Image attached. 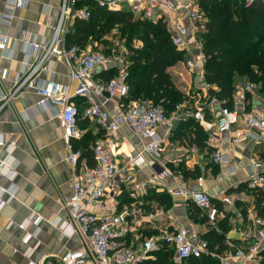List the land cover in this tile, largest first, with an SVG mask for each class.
<instances>
[{
	"label": "built area",
	"instance_id": "1",
	"mask_svg": "<svg viewBox=\"0 0 264 264\" xmlns=\"http://www.w3.org/2000/svg\"><path fill=\"white\" fill-rule=\"evenodd\" d=\"M80 1L61 0L59 14L51 24L52 35L39 43L29 44L37 53L36 63L17 76L13 92L6 96L8 100L23 90H33L40 97L41 105L53 103L58 107L56 116L66 144L72 187V193L64 201L68 219L59 220L58 225L62 235L77 236L82 248L66 252L56 264H142L153 258L154 251L160 245L173 251V264H183L190 258L204 255H212L219 260V264H263L260 253L264 251V218L257 214L251 219L254 229L252 236L256 241L249 246H238L227 239L225 244L228 249L224 253L212 249L204 236L184 226L173 227L171 231L166 228L161 234L151 236H143L139 227L144 197L151 188L165 187L172 196L191 200L204 213L209 225L216 228L221 210L208 191L196 186L169 188L166 185V169L161 172L154 170L148 178H139V175L144 165H164L165 144L176 122L186 117H194L207 128L211 140L217 133L234 130L239 124L245 128L235 131L233 143L264 138V110L249 108L252 103L248 95L258 90V84L240 82L233 94L231 106L224 104L226 100L222 102L218 99L222 106L214 121L207 118L204 107L188 111L184 109L185 103L178 105V110L171 114H167L164 106L151 98L134 99L126 104L125 99L130 91L127 81L129 64L117 50L120 49V43H116L112 53L93 48L91 41L85 46L68 44L67 35L73 31L76 20L88 21L91 17L89 6H79ZM84 1H95L110 10L128 9L142 20L158 22L162 19L169 23L171 39L177 49L188 53L186 66L189 70H194L199 61H205L203 42L199 35L206 28L207 17L201 9L200 0ZM238 1L247 8L258 1L264 2ZM28 3L29 0H10L1 22L9 24L16 9ZM185 17L190 25L183 22ZM7 44L8 38L0 34V46L4 48ZM56 60L67 63L70 76L68 84L55 78L43 80L39 77L43 71L51 70ZM111 68L116 69L114 77L107 80L98 78L99 73ZM6 76L7 71H4L2 77ZM204 88L207 91L219 89L208 82H205ZM77 97L86 101L82 111L75 102ZM109 102L115 104L112 110L106 106ZM80 118L94 121L105 131L104 138L91 144L93 165L87 161L80 162L84 158V150L76 144L83 135L78 127ZM123 127L130 130L135 150L125 154V163L121 162L119 148L114 141L115 134ZM161 128L164 133L160 132ZM3 144L0 141V145ZM11 145L14 146V143ZM209 156L217 164L230 161L229 154L220 148L212 149ZM253 164L257 168L261 165L259 162ZM0 169L9 174L10 179H14L15 171L11 163L0 161ZM247 185L250 189L264 191V175L258 171L251 172ZM127 191L130 198L126 201L122 197ZM3 193H10L9 199L3 200ZM14 193L13 186L0 187V210L15 196ZM222 201L233 203L229 195L222 197ZM158 212H149L146 220L152 221ZM37 219H42V216L38 214ZM26 226L27 222L19 227L25 229ZM30 237L31 234H28L26 240Z\"/></svg>",
	"mask_w": 264,
	"mask_h": 264
},
{
	"label": "crops",
	"instance_id": "2",
	"mask_svg": "<svg viewBox=\"0 0 264 264\" xmlns=\"http://www.w3.org/2000/svg\"><path fill=\"white\" fill-rule=\"evenodd\" d=\"M60 4L61 0H29L28 5L16 9L8 24L2 23L1 18L10 0H0V34L8 38L7 46H0V141L4 143L0 145V161L11 163L15 171L12 180L0 169V187L13 186L15 192V196L0 210V264H56L66 252L82 248L77 236L62 235L58 225L59 220L68 219L64 201L72 193L66 144L56 116L58 107L53 103L41 105L40 97L33 90H23L8 100L6 98L13 92L17 76L36 63L37 53L29 44L39 43L52 35L51 24L59 14ZM183 22L191 24L186 17ZM4 71H7L5 78L2 77ZM169 71L180 90L188 96L189 102L184 109L195 111L204 107L208 119H217L222 104L204 88V61H199L194 70L181 63ZM39 77L43 80L55 78L64 84L70 82L69 68L63 60H56L52 69L43 71ZM104 77L106 72L98 74V78ZM250 96V108L264 110V99L260 94ZM75 102L82 111L85 99L77 97ZM129 102L125 101L126 104ZM114 105L109 102L106 106L112 110ZM179 122H176L165 144L164 165H144L139 178H148L154 170L166 169V185L169 188L196 186L205 189L218 201L221 217L214 228L191 200L172 196L165 187H156L154 191L166 193L168 199L163 198L162 202L155 200L152 198L153 189L144 197L139 224L143 236L159 235L166 228L171 231L173 227L184 226L202 236L215 229L225 234V240L229 239L238 246L253 244L256 239L252 236L251 219L255 214L259 215L256 207L258 191L250 189L247 180L254 171L264 175V138L233 143L235 131L245 128L239 124L234 130L217 133L211 140L209 130L199 122L207 133V146L200 148L191 143L194 128L177 130ZM78 127L83 135L77 143L105 136L104 129L89 119L80 118ZM160 132L164 133L163 128ZM133 140L127 127L115 134L114 141L122 163L126 162L125 154L135 151ZM216 148L229 154L228 163L217 164L210 159L209 152ZM84 161L88 162V159H80V162ZM256 162L261 164L259 168L253 164ZM215 164L221 169L216 176L211 170V165ZM195 168H199L207 178L216 179V188L212 189L206 183L202 185L199 177H186L188 172L185 173L184 169L194 171ZM240 185L244 188L236 191ZM10 195L3 193L1 198L7 200ZM225 195L232 197V204L222 201ZM129 198L128 191L124 192L122 199L127 201ZM155 210L159 211L156 217L152 221L146 220V215ZM38 214L42 219H37ZM25 222L26 228L21 229L19 226ZM28 234L31 237L26 240ZM160 248L165 247L160 245ZM260 259L264 264V251L260 253Z\"/></svg>",
	"mask_w": 264,
	"mask_h": 264
},
{
	"label": "trees",
	"instance_id": "3",
	"mask_svg": "<svg viewBox=\"0 0 264 264\" xmlns=\"http://www.w3.org/2000/svg\"><path fill=\"white\" fill-rule=\"evenodd\" d=\"M84 4L89 6L91 17L88 21L76 20L73 31L67 35L68 44L85 46L93 38L102 39L114 29L127 35L129 40L137 38L144 44L141 48L130 47L133 55L128 61L127 81L130 91L126 102L151 98L157 104L161 101L167 114H171L176 106L188 99V96L177 87L169 69L181 63L186 64L189 55L185 51H179L174 45L167 22L162 19L152 22L135 18L133 12L128 9L110 10L95 1L82 0L78 3L79 6ZM236 4L239 9H234ZM200 6L207 17L206 28L199 35L205 54V79L219 88L210 89L209 95L222 102L226 100L224 104L231 106L237 85L247 79L246 81L258 84L259 94L264 99V2L258 1L247 8L238 0H200ZM223 18L225 27L220 24ZM224 33L226 38L222 37ZM104 72L105 80L116 75L115 68ZM250 97L248 95L249 99ZM206 116L209 118L208 114ZM184 128L195 130L191 143L200 148L207 146V133L199 121L193 117L183 118L177 130ZM97 139L99 138L90 142L85 140L83 144L76 142L77 146L84 150L83 157L88 159L90 165L94 164L90 147ZM215 166L219 167L216 164ZM184 172H188L186 177L200 176L195 171ZM243 188L244 186L240 185L236 191ZM257 191L256 207L259 215L264 218V191L261 189ZM165 195L166 193L153 191L152 198L162 202ZM214 201L219 205L218 201ZM204 237L212 249L220 253L227 251L224 233L214 229ZM172 254L173 251L167 247L158 248L154 251L153 258L142 264H173ZM183 264H219V260L212 255H204L200 258H190Z\"/></svg>",
	"mask_w": 264,
	"mask_h": 264
},
{
	"label": "rangeland",
	"instance_id": "4",
	"mask_svg": "<svg viewBox=\"0 0 264 264\" xmlns=\"http://www.w3.org/2000/svg\"><path fill=\"white\" fill-rule=\"evenodd\" d=\"M240 7L236 4L235 5V7H234V9H239ZM114 10H116V11H118L117 9H114ZM235 11H238V10H235ZM223 17V16H222ZM135 18H137L136 16H135ZM219 18H221V17H219ZM221 21H222V23H220V24H222L224 27H225V23H224V18L223 19H221ZM219 22H220V20H219ZM168 24V27H170V25H169V23H167ZM264 26V25H263ZM248 36H251V35H248ZM222 37L223 38H226V34L224 33L223 35H222ZM117 42H119L120 43V45L118 46V47H120V49H117L118 50V52H120V54H121V58L123 59L124 58V60H127V61H129V59L132 57V52H130L131 50H132V48H130L131 46L132 47H136V48H141V47H143V43L141 42V41H139L137 38H134V39H132V41L131 40H129L128 38H127V35H125V34H122L118 29H114L113 31H111L108 35H106L105 37H103L102 39H99V40H96L95 38H93L92 40H91V44H92V46H93V48H95V49H100V50H104V51H109V52H111L112 53V51H113V49L116 47V43ZM123 52H124V56H122V54H123ZM204 63H205V61H204ZM128 64H129V62H128ZM172 78H174L173 76H171ZM244 79H246V78H244ZM247 80V79H246ZM246 80L245 81H243V82H246ZM178 87V86H177ZM179 88V87H178ZM180 89V88H179ZM255 93H258L259 94V91L258 90H256V92ZM159 102V104H161L162 105V102L161 101H158ZM189 102V100H185L184 101V103L186 104V103H188ZM180 105V104H179ZM188 105V104H187ZM176 110H178V107L176 106L175 107V109H174V111H172V112H175ZM186 169V168H185ZM184 169V170H185ZM211 170L213 171V173H214V175L216 176V173L219 171V173H220V167H217V166H215V165H211ZM194 171L196 172V173H198V174H200V176H199V180H202L201 181V184L202 185H204L205 183H206V185H208L210 188H212V189H215L216 188V186H217V184H216V179L214 180V179H211V178H207V175H202V173L200 172V170H199V168H195L194 169ZM203 178V179H202ZM151 189H153L152 191H154V190H157V188H151ZM150 189V190H151ZM150 190H149V192H150ZM164 193V192H163ZM164 198L165 199H168V197L165 195L164 196Z\"/></svg>",
	"mask_w": 264,
	"mask_h": 264
},
{
	"label": "water",
	"instance_id": "5",
	"mask_svg": "<svg viewBox=\"0 0 264 264\" xmlns=\"http://www.w3.org/2000/svg\"><path fill=\"white\" fill-rule=\"evenodd\" d=\"M162 170H163V169H158L157 171H158V172H161Z\"/></svg>",
	"mask_w": 264,
	"mask_h": 264
}]
</instances>
